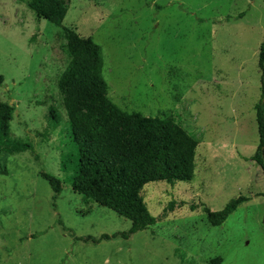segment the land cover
Listing matches in <instances>:
<instances>
[{
	"label": "rangeland",
	"instance_id": "1",
	"mask_svg": "<svg viewBox=\"0 0 264 264\" xmlns=\"http://www.w3.org/2000/svg\"><path fill=\"white\" fill-rule=\"evenodd\" d=\"M53 1L0 0V100L15 106L10 138L38 156L1 152L0 264H264V174L251 159L264 0H57L63 17ZM75 36L101 46L114 104L171 116L197 142L190 181L143 189L152 215L172 202L167 216L127 239H82L127 232L131 222L84 201L60 169L73 149L60 78ZM40 172L61 180L55 199ZM239 195L248 200L223 222L206 220L203 205L220 211Z\"/></svg>",
	"mask_w": 264,
	"mask_h": 264
},
{
	"label": "trees",
	"instance_id": "2",
	"mask_svg": "<svg viewBox=\"0 0 264 264\" xmlns=\"http://www.w3.org/2000/svg\"><path fill=\"white\" fill-rule=\"evenodd\" d=\"M52 6L58 17H63L64 11L57 0ZM65 52L70 62L60 81L65 88L62 105L73 149L61 154L60 169L70 173L71 188L84 201L106 207L131 222L127 232L81 238L93 243L116 237L127 239L167 216L172 202L160 214L152 215L145 205L143 189L153 182L162 181L173 186L178 181H190L194 174L197 142L171 116H146L127 112L114 104L107 96L101 46L91 38L75 36L67 43ZM257 63L261 98L255 105L258 146L251 159L264 174V40L259 44ZM14 107V104L0 100V155L1 152L29 151L34 159H38L30 143L10 138ZM49 113L56 122L54 111ZM112 120L122 124L126 137L123 138L111 124ZM1 173L5 174L6 170ZM40 174L49 183L55 199L62 190L61 180L46 172ZM246 200L247 196L239 195L230 199L220 211H211L205 205L202 211L211 225H219ZM61 226L72 234L63 224ZM34 236L36 234L31 235ZM212 262L220 264V259Z\"/></svg>",
	"mask_w": 264,
	"mask_h": 264
}]
</instances>
